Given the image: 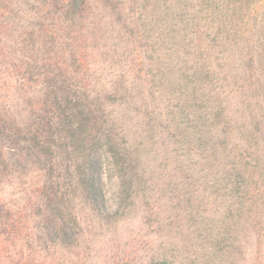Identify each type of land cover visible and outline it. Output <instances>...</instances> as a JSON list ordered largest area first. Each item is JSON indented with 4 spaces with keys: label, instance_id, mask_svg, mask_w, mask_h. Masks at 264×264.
Wrapping results in <instances>:
<instances>
[{
    "label": "trees",
    "instance_id": "trees-1",
    "mask_svg": "<svg viewBox=\"0 0 264 264\" xmlns=\"http://www.w3.org/2000/svg\"><path fill=\"white\" fill-rule=\"evenodd\" d=\"M0 264H264V0H0Z\"/></svg>",
    "mask_w": 264,
    "mask_h": 264
}]
</instances>
